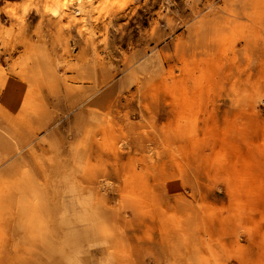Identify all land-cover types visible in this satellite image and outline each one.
I'll return each instance as SVG.
<instances>
[{"label": "rangeland", "instance_id": "1", "mask_svg": "<svg viewBox=\"0 0 264 264\" xmlns=\"http://www.w3.org/2000/svg\"><path fill=\"white\" fill-rule=\"evenodd\" d=\"M69 1L0 0V264H264V0Z\"/></svg>", "mask_w": 264, "mask_h": 264}, {"label": "bare ground", "instance_id": "2", "mask_svg": "<svg viewBox=\"0 0 264 264\" xmlns=\"http://www.w3.org/2000/svg\"><path fill=\"white\" fill-rule=\"evenodd\" d=\"M72 1H75V0H70L67 3L74 4L75 2H72ZM76 3H77V5H75L74 8L72 7L73 12H75V13H83L88 8L87 6H89L90 0H76ZM72 4H70V5H72ZM72 6H74V5H72ZM48 8H50V10L52 11L53 15L56 16V17H61L63 15V13L65 12V10H66V8L64 6L62 7L61 4H59L57 2H53L51 7H48ZM46 10H47V8H46ZM88 12H89V10H88ZM86 13H87V11H86Z\"/></svg>", "mask_w": 264, "mask_h": 264}, {"label": "crops", "instance_id": "3", "mask_svg": "<svg viewBox=\"0 0 264 264\" xmlns=\"http://www.w3.org/2000/svg\"><path fill=\"white\" fill-rule=\"evenodd\" d=\"M139 158H140V154H139Z\"/></svg>", "mask_w": 264, "mask_h": 264}]
</instances>
